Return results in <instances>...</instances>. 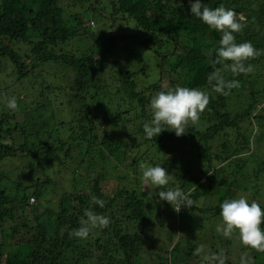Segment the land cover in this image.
Returning <instances> with one entry per match:
<instances>
[{
    "label": "trees",
    "instance_id": "1",
    "mask_svg": "<svg viewBox=\"0 0 264 264\" xmlns=\"http://www.w3.org/2000/svg\"><path fill=\"white\" fill-rule=\"evenodd\" d=\"M67 1L74 0H1L0 102L7 99L9 95L10 87L9 85L4 86L5 80L1 77L8 71L14 77L12 85L29 79L32 88H39L38 94L42 99L37 101L36 107L32 110L27 109L26 101L24 105V101L18 99V106L26 109L18 107L16 112L8 110L0 113V160L24 158L33 162L45 158L46 165L53 161L61 163L63 161L61 153L64 156H69L70 151L75 147L80 150L77 154V157H80L79 165L85 162L86 157H89L91 164L96 165L99 161L106 162L111 157L117 160L121 159L122 153H126L132 144L137 148L150 144L149 146L152 147L162 146L169 150L170 144L175 140L187 143L197 136L199 144L204 147L199 159L207 162L211 171L207 177L209 183L203 182L201 186L197 187L195 192L190 195L191 199L209 197L212 195L210 194L212 188L218 187L219 184L227 185V183L237 184L240 182L242 173L245 174L246 160L239 159L238 154L248 148H234L226 144L222 152H215L211 143L228 128L239 130V121L244 117H249L252 115V111L257 109L259 101L257 93H252L249 108L234 117L228 109V101L234 88L226 90V95L219 93L218 97L209 96L208 115H205V119L202 120L206 127L205 130H201L198 125H192L188 133L180 137H177L172 131L164 130L158 137L146 140L142 129L143 122L151 118L150 99L160 91L162 84L160 78L155 81V78L160 75L157 74V71L161 69L158 66L154 67L153 63L149 61H153L151 54L160 53L162 62L173 56L175 61L170 64V67L175 71L172 75L186 70L184 76L186 80L184 79L185 81L181 82V85L190 87V84L197 80L196 68L198 66L212 62L214 64L211 73L216 69L221 70L222 65L216 63L215 49L217 47L214 48V45L219 42L222 34L192 16L189 0H115L112 16L115 17L119 13L129 16L132 19L131 29L133 26L135 27L133 33L124 37L114 35L103 43L95 39L92 47L77 55L71 52L69 47L66 49V46L74 45L73 40L80 35H91L94 39L101 30V23L97 29L85 26L81 13L67 14L65 9ZM201 2L212 8L223 6L234 10L236 14L244 13L243 30L234 33L236 42H251L259 52L254 58L246 60L245 66L255 63L261 58L264 38L261 40L256 37H259L261 28L264 27V0H260L259 9L248 7L247 3L251 0H201ZM88 11L86 10V12ZM84 17H87L86 14ZM122 38L131 44L120 42ZM20 44L26 45L27 49L23 50ZM118 46L125 51L130 50L132 58L127 62L134 64L135 67L145 59L149 64H144L140 70L131 67L125 69L122 62L112 58ZM72 48L78 49L76 46ZM206 49H210L209 56L205 53ZM93 54H97V56L94 57ZM159 66L162 67V64ZM111 67L116 69L118 74L117 82L120 87L117 86V93L124 92L125 94H120V96L122 95L121 99L127 94L131 104L136 103L134 107L139 110L137 118L141 124L134 136L125 129L121 141L112 143L108 140L96 147L98 145L97 122L101 125L110 124L113 127L120 126L125 122L123 126H127V118L122 112H109L110 105L114 103L115 99L110 98L109 106L100 104V113L96 115L97 118L91 116V110L87 105V96L91 89H95L96 93L100 94L109 87L108 80L110 78L107 79L104 73L106 74V71ZM67 74L72 80L71 91L64 90L62 84ZM50 76L61 83L54 84L51 82ZM140 76L149 83L143 89H140L137 83ZM228 80H232V78ZM214 83L215 81L211 84ZM55 90H58L59 94L55 95ZM62 94L63 96L71 94L76 101L82 103L79 108L81 116L78 119L70 120V123L76 121V126L70 127L69 121L61 120L59 124L64 127L63 129L59 126V131L57 128V131L50 130L49 136L39 137L34 142H30L26 132L29 126L36 125L35 111H41L46 106H54L55 101L61 98ZM72 102L63 100L60 104L71 106ZM116 104L121 109L119 103ZM54 111L55 114H59L62 110L58 108ZM18 115H27V117L30 115L35 121L30 119L29 122L32 125H19V123L14 125L12 119H16ZM257 118L259 121H264V114H260ZM67 125L72 130L70 138L64 139L57 136L59 137L58 143H53L54 135L60 130L63 132ZM262 135L264 133L257 130L252 137L251 132L249 136H245V145L261 141ZM103 146H107L110 154L104 151ZM251 156L254 159L257 158V154ZM142 158L143 156H141ZM229 160L233 166L232 177L217 180V175L229 171ZM182 162L181 159L172 156L163 167L167 168L171 178H178L179 188L187 193L190 186L201 181V177L192 172V162H187L185 167ZM226 162L228 165L219 166ZM255 163L253 178L254 181H257L259 174L264 173V159L258 157ZM155 164L158 162H154ZM46 165L42 166L43 171L49 175L48 170L45 169ZM80 170L77 169V172ZM52 171L55 172V169ZM47 178L49 182L50 179L48 176ZM95 180V184L90 186V193L69 194L74 199L73 201L76 196V200L80 203L79 206L68 207L64 204V197L67 194H63L58 202L59 206L55 208L51 199L47 198V191L44 190L47 182L41 184L38 181L41 186H35L36 188L32 192L30 187L20 184L16 192L13 191L9 194V189L3 184L4 176H0V264H66L71 259V250L78 249L79 245L77 241L79 238L70 236V233L81 226L82 219H86L84 216L86 209L107 217L109 223L104 227L97 226L90 229L89 235L96 237L97 233V238L93 237L95 241H91L87 245V250H84L85 255L86 252L89 254L87 259H82V262L77 261L74 264H93L94 252L99 254L100 260L97 264H103L105 261L110 264H140L142 262V246L145 244L146 223L150 222L149 220L152 218V214H149L146 209V201L138 196L136 191H129L125 188L114 198L104 197L100 191V177L97 176ZM159 190H163V188ZM31 197L36 199V203L29 202ZM96 199L102 200L104 206L100 207L96 203ZM225 199L226 197L220 198V203ZM44 201H47L49 205L44 204ZM119 201L120 203H118ZM9 203H12L11 207H8ZM164 203L167 204V202ZM23 204L30 205L33 213L30 216L19 218L17 216L18 208ZM118 204L123 211L122 216L116 215L118 212L114 211ZM219 205L215 207L217 215H220ZM192 207L193 205L182 208L179 212L182 214V218L188 215V209ZM262 254L259 253V256L264 258ZM225 258L226 256L222 259ZM226 264H232V261L229 260Z\"/></svg>",
    "mask_w": 264,
    "mask_h": 264
},
{
    "label": "rangeland",
    "instance_id": "2",
    "mask_svg": "<svg viewBox=\"0 0 264 264\" xmlns=\"http://www.w3.org/2000/svg\"><path fill=\"white\" fill-rule=\"evenodd\" d=\"M113 2H115V0H74L65 2L67 14L81 13L83 15L81 18L85 26L97 29L101 23V30L94 39H92L91 35H80L73 40L74 45L68 44L66 49L69 47L71 52L80 55L86 49L94 45L95 39L103 43L114 35L124 37L125 35L132 34L135 27L133 26L131 29L132 19L129 16L124 13L116 14L115 17L112 16L114 13ZM247 5L252 9H259L261 6L260 0H251ZM86 10L89 11L86 12ZM85 14L87 17H84ZM241 16L245 19L244 13L237 14V17ZM261 29V34L256 38L262 40V38H264V27ZM120 42H128L131 44L123 38ZM20 46L23 50L27 49V46L24 44H20ZM74 46L78 49H73L72 47ZM120 46H118L117 50L113 53L112 58L122 62L125 69L131 67L132 69L140 70L144 64H149L146 59L136 67L134 64H130L127 62L132 58L130 50L125 51L121 49ZM218 46L219 42L214 45V48ZM261 51V58L251 64L253 70L250 73L233 74L229 69L224 67L220 70L221 75L226 81L231 78L232 80L238 79L239 81V85L234 88L228 101V109L233 117L249 108L253 92L257 93V97H259L257 109L252 111V115L244 117L239 121V130L228 128L211 143L213 151L215 152H222L226 144L234 148L247 147V150L240 151V154H238L239 159L244 158L246 160L245 174L242 173L241 181L237 184H219L218 187L212 188V192L210 193L212 195L209 197L192 198L193 207L188 209V215H186V217L182 218V214L174 211L173 206L169 203H157L158 196H156L155 193L159 189L155 186L145 185L141 180V176L144 167L154 166V162L156 161L163 166L169 158L174 156L184 162H182L183 167H185L187 162H192V172L196 176L201 177V181L194 183L188 188L187 193L189 195L193 194L195 189L201 186L203 182L209 183L207 177L210 175L211 170L207 162L199 159L201 150H203L204 147L202 144H199V138L197 136L187 143L175 140L170 144L169 150L162 146L152 147L149 146L150 144H145V146L137 148L132 144L131 148L126 153H122L121 159L117 160L111 157L108 161H99L96 165L91 164L89 157H86L85 162L79 165L80 157H77V154L80 150L75 147L72 148L69 156H64V154L61 153L63 160L61 161L62 164L53 161L46 165L45 158L33 162L24 158H18L17 160H0V176H4L3 184L7 186L10 194L13 191L16 192L20 184L30 187L32 192V190L36 188L35 186L40 187L42 183L47 182L44 190L47 191V198L51 199V203H54L55 208L59 206L58 202H60V197L63 194H67V196L64 197V204L68 207L72 205L79 206L80 203L76 200V196L73 195L75 198V201H73L74 199L70 197L69 194L79 195L81 192L90 193V186L95 184V178L97 176L100 177V191L104 197L114 198L124 188L129 191H136L138 196L146 201V209L149 214H152L151 217L153 218H150V222L146 223L144 233L145 244L142 246V262L140 264H219V260L225 256L226 258L223 259L225 264L229 260L232 261V264H242V260L244 264H264V258L259 256V253H263L262 255H264V252H259L256 249L243 245L240 242L238 231H234L230 236H225L222 231L217 230L218 226L222 223V217L215 214V207L220 204V198L222 197H226L227 199L243 195L247 197L249 201L255 200L264 206V173L259 174L257 181H254L253 178L255 175L254 164H256V159L258 157L259 159L260 157L264 159V135H262V140L255 144L251 143L246 146L244 143V139L249 136L251 132L252 137H254L257 130L258 132L264 133V121H259L257 118L260 114H264V49ZM205 53L209 56L210 49H206ZM93 55L94 57L97 56V54ZM151 55H153V61H149L153 63L154 67L158 66L159 69H161L157 71V74L160 75L155 78V81L159 78L161 79V88L162 86L165 89L174 88L176 85H181V82L186 80L184 77L186 70L172 75L175 71L174 68L170 67V64L175 61L173 56L162 62L160 53H153ZM227 63H231V61ZM159 64H162V67H160ZM213 64L214 63L209 62L208 64L198 66L196 68L198 74L197 80L192 82L190 87L205 91L208 96L218 97L219 93L214 90L213 85L208 80ZM116 72L117 70L111 67L106 71V74L104 73L107 79L110 78V80H108L109 87L100 94L96 93L95 89H91L88 93L89 96H87V105L91 110V116L97 118L96 115L100 113V104L103 103L109 106L110 98L115 99V101H113L114 103L110 105L109 112H122L127 118V126H123L125 122L115 127L105 123L101 125V123L97 122L96 138L98 145H96V147L101 146L102 143L108 140L112 143L121 141L125 129L130 135L134 136L135 131L141 124L140 120L137 118L139 110L134 107L136 103L131 104V100L127 94L121 99L122 95L120 96V94H125L124 92L117 93V86L120 87V84L117 82L118 74ZM1 77L5 80L4 86L9 85L10 88L7 99L0 102V113L2 111L6 112L11 110L8 109L6 105L7 101L13 97L16 98L17 102L18 99L24 101V105L26 101L27 109L30 110L36 107L37 101H41L42 98H40L38 94L39 88H32L31 80H21L18 84H14V86L12 85L14 77L10 74V71L3 73ZM50 77L52 80L51 82H54V84H56V82L61 83L53 79L52 76ZM63 81L64 90L71 91L70 87L72 85V80L70 79V75L67 74V77H65ZM137 83L140 89L149 85L142 76L138 77ZM55 92V95L59 94L58 90H55ZM63 100H70L73 102L71 106H63V104H60ZM116 103H119L121 109L118 108V104ZM81 105L82 103L76 101L71 94H67L66 96L62 94V97L55 101L54 106H46L45 109L41 111H35L37 119L36 125L30 124V119L35 121L30 115L28 117L27 115H18V117L12 119V121L14 125L17 123H19V125H32L33 127L27 126L28 131L26 133L29 136V141L34 142L36 139H39V137L49 136L50 130L59 131V126L63 129L64 127L59 124L61 120L69 121V124L71 119H78V117L81 116L79 111ZM20 108L22 109L24 107ZM58 108L62 111H60L59 114H55L54 110ZM208 110L209 106L207 105L205 110L200 113L199 119L196 122L193 123L190 121L186 125L185 133H188L192 125H198L201 130H205L206 127L202 120L205 119V115H208ZM12 112L16 111L12 110ZM96 121L98 120L96 119ZM70 124V127L76 126V121ZM69 126H66V131L65 129L63 132L60 130L59 133L54 135L55 138L53 137L54 139L52 142L58 143L59 137L64 139L70 138L72 130L69 129ZM127 141L129 142V140ZM196 142L197 145H195ZM83 145L86 146L85 143H83ZM106 147L107 146H103L104 151L110 154V151ZM253 154H257V158L254 159L251 156ZM141 156H143L142 159ZM230 160L228 161V163H230L228 166L229 171L217 175V180L232 177L231 171H233V166ZM224 164H227V162L219 166ZM44 165H46L47 168L45 169L48 170L49 175H46L43 171L42 166ZM51 169H55V172ZM77 169L81 170L77 172ZM47 176L50 179L49 182L47 181ZM38 181H40L41 184ZM179 184L178 178L172 177L168 187L179 188ZM118 203H120V201ZM44 204L49 205L47 201H44ZM11 206L12 203H9L8 207ZM114 211L118 212L116 213L118 216L123 215V211L119 204ZM31 213H33V210L30 205L23 204L18 208L17 216L22 218L26 215L30 216ZM93 237H95V235L91 236L90 234L87 238H79V240H77L79 244L78 249L71 250V259H69L66 264H74L77 261L80 263L83 261L82 259L86 260L89 254L86 252L85 255L84 250H87V245L91 241H95L97 233L96 237ZM94 253L96 255H93L92 262L93 264H97L100 260L99 254H97V252ZM103 264L110 263L105 261Z\"/></svg>",
    "mask_w": 264,
    "mask_h": 264
},
{
    "label": "clouds",
    "instance_id": "3",
    "mask_svg": "<svg viewBox=\"0 0 264 264\" xmlns=\"http://www.w3.org/2000/svg\"><path fill=\"white\" fill-rule=\"evenodd\" d=\"M189 6L194 18L222 34L219 46L215 49L216 63L229 69L233 74L250 73L253 70L252 65L245 66L244 62L249 58H254L259 52L251 42L237 43L234 35V33L243 30L244 18L237 17L232 9L223 6L212 8L202 3L201 0H189ZM228 61L231 63H227ZM208 80L210 83L215 81L214 90L225 95L227 94L226 90L239 85L238 80L226 81L218 69L210 73ZM208 103V94L198 88L176 85L174 88L165 89L162 86L161 90L150 99L151 118L142 124L144 138L152 140L164 130L174 132L177 137L182 136L185 134L186 125L190 121L196 122ZM6 107L17 110L16 98H10ZM141 180L145 185L155 186L158 189L163 188L155 193L158 196L156 202L171 204L177 213L183 207L193 205L188 193L178 187H167L171 180V174L161 164L144 167ZM96 203L100 207L104 206V202L100 199H96ZM219 207L222 223L217 230L222 231L225 236H230L234 231H238L240 242L243 245L264 252V227H262L264 225V206L240 195L223 200ZM84 216L86 219L80 221L81 226L74 229L70 236L87 238L91 228L104 227L109 223L107 217L97 215L88 209L85 210ZM219 264H224L223 259L219 260ZM242 264H244L243 260Z\"/></svg>",
    "mask_w": 264,
    "mask_h": 264
},
{
    "label": "built area",
    "instance_id": "4",
    "mask_svg": "<svg viewBox=\"0 0 264 264\" xmlns=\"http://www.w3.org/2000/svg\"><path fill=\"white\" fill-rule=\"evenodd\" d=\"M29 202L34 204L36 203V199L34 197H31Z\"/></svg>",
    "mask_w": 264,
    "mask_h": 264
}]
</instances>
